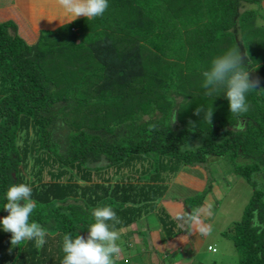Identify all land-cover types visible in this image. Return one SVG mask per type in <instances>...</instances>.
Here are the masks:
<instances>
[{"label": "trees", "instance_id": "trees-1", "mask_svg": "<svg viewBox=\"0 0 264 264\" xmlns=\"http://www.w3.org/2000/svg\"><path fill=\"white\" fill-rule=\"evenodd\" d=\"M261 3L109 0L102 17L80 16L31 43L10 33L13 21L0 20V207L12 183L30 185L37 205L30 220L47 232L42 246L10 249L11 233L0 231V264H60L64 234L87 233L94 208L111 206L114 230L129 227L156 212L175 174L210 157L226 159L252 189L224 232L237 264H264ZM233 50L256 82L237 118L223 92L202 86L213 59ZM57 125L66 129L62 143L52 136ZM205 191L182 199L186 229ZM157 213L162 240L174 239L175 222L163 208ZM157 253L156 264L173 260Z\"/></svg>", "mask_w": 264, "mask_h": 264}, {"label": "rangeland", "instance_id": "rangeland-1", "mask_svg": "<svg viewBox=\"0 0 264 264\" xmlns=\"http://www.w3.org/2000/svg\"><path fill=\"white\" fill-rule=\"evenodd\" d=\"M253 8H258V6L253 5ZM259 9L264 14V0L259 5ZM22 30L25 32L23 28ZM14 31L18 35H22L19 29L17 31L10 29L11 34ZM32 34L31 31L27 33L30 41H33ZM65 135L66 129L60 125H57L52 133L53 138L60 143L64 141ZM210 158L207 159V163L181 169L170 181L171 185L163 195V201H161L162 199L158 201L157 211L163 208L169 214V218L175 222L176 227L180 229L178 231L174 227L177 235L173 240L175 245L172 246H175L176 249L172 250L168 247L169 243L166 245V242L162 240V224L158 213L153 212L129 227L117 230L120 233V239L117 241L120 253L115 257L116 264H143L147 262L148 264H156L155 261L159 258L157 252L164 250L173 252L171 254L173 256L170 257L178 260V262L181 258L182 261L185 259L183 264H237L238 254L232 241L225 233L234 222L240 220L252 189L244 179L234 174L231 169L232 165L226 159L214 158L213 160ZM188 178L195 181V186L186 187L185 180ZM262 178L261 186L263 185L264 188V176ZM257 179L260 180V176ZM205 189L207 192L205 191L204 201L198 208L196 217L200 218L199 229L204 227L210 228L211 231L201 233L205 239L197 249L192 244L195 243L192 241L195 237L189 236L190 231L184 230L187 219L183 214L182 199L201 193ZM132 230L137 232L134 233ZM127 234H129L128 238ZM141 238L147 239V244L143 243ZM207 244L213 245L216 252L208 251L206 249ZM144 245L149 250L144 249ZM175 260H172V264H178L174 262Z\"/></svg>", "mask_w": 264, "mask_h": 264}, {"label": "clouds", "instance_id": "clouds-1", "mask_svg": "<svg viewBox=\"0 0 264 264\" xmlns=\"http://www.w3.org/2000/svg\"><path fill=\"white\" fill-rule=\"evenodd\" d=\"M64 12V20L70 23L78 17L88 19L102 17L109 7V0H58ZM246 56V55H245ZM245 60L237 50L226 52L213 59L211 68L203 73V87L209 94L217 96L223 92L229 111L242 116L249 109L247 95L254 90L256 82L250 79V71ZM200 116L205 112L202 108L195 109ZM212 111L206 112L210 123ZM234 127L243 128L244 124L236 119ZM6 203L3 205L7 215L0 216V231L10 232L11 247H21L25 242L34 241L38 246L45 243L46 230L37 222L31 221L37 205L32 199V188L25 183H12L5 192ZM22 202V203H21ZM94 222L87 227V236H73L65 233L61 251L63 258L60 264H115V257L120 253L117 241L120 233L114 230L119 223L116 212L109 205L97 206L92 211ZM193 226L200 224L196 217L191 218ZM201 232H209L210 228H200ZM206 249L216 252L214 246Z\"/></svg>", "mask_w": 264, "mask_h": 264}, {"label": "crops", "instance_id": "crops-1", "mask_svg": "<svg viewBox=\"0 0 264 264\" xmlns=\"http://www.w3.org/2000/svg\"><path fill=\"white\" fill-rule=\"evenodd\" d=\"M58 19L64 20V12L58 0H0V20H11L17 24L18 27L16 25L15 30L17 31L19 29L20 33L22 32L21 37L29 43L35 41L40 31L54 29L65 23ZM22 28L25 32H23ZM30 31L33 33V41L28 39L27 33ZM185 181L186 187L189 185L195 186V181L192 179L188 178ZM170 185L171 182L168 183L166 191L169 190ZM161 199L160 200L163 201L164 198L162 197ZM157 205L159 204L157 203ZM155 211L157 212V209ZM196 219L200 221L199 217H196ZM187 224L188 222H186L185 226ZM199 226L200 224H198L196 227L193 226L191 220L189 222L188 229H186V227L184 229L185 231H190L188 233L189 236L195 237L192 239V241H195V243L192 244L197 249L202 245L204 242L203 240L205 239V237H202V232L200 231ZM174 239H171L165 243L166 245L169 243L168 247L172 248V250L176 249L175 246H172L175 245V243H173ZM210 245L211 244H207V246ZM181 259H179L178 262V260L176 261L173 258V260H175L174 262L183 264L185 259H183V261ZM172 263V261L170 263L168 262V264Z\"/></svg>", "mask_w": 264, "mask_h": 264}, {"label": "water", "instance_id": "water-1", "mask_svg": "<svg viewBox=\"0 0 264 264\" xmlns=\"http://www.w3.org/2000/svg\"><path fill=\"white\" fill-rule=\"evenodd\" d=\"M87 234H88V232H87V233H83V234H82V237H86Z\"/></svg>", "mask_w": 264, "mask_h": 264}]
</instances>
